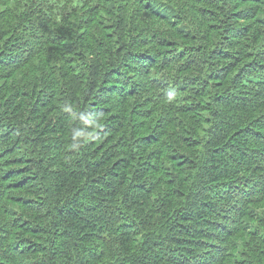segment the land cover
I'll return each mask as SVG.
<instances>
[{"label": "trees", "instance_id": "16d2710c", "mask_svg": "<svg viewBox=\"0 0 264 264\" xmlns=\"http://www.w3.org/2000/svg\"><path fill=\"white\" fill-rule=\"evenodd\" d=\"M0 264H264V0H0Z\"/></svg>", "mask_w": 264, "mask_h": 264}]
</instances>
